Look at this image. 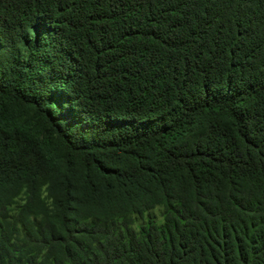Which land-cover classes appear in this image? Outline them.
<instances>
[{
	"label": "trees",
	"instance_id": "obj_1",
	"mask_svg": "<svg viewBox=\"0 0 264 264\" xmlns=\"http://www.w3.org/2000/svg\"><path fill=\"white\" fill-rule=\"evenodd\" d=\"M0 264H264V0H0Z\"/></svg>",
	"mask_w": 264,
	"mask_h": 264
},
{
	"label": "rangeland",
	"instance_id": "obj_2",
	"mask_svg": "<svg viewBox=\"0 0 264 264\" xmlns=\"http://www.w3.org/2000/svg\"><path fill=\"white\" fill-rule=\"evenodd\" d=\"M19 122L23 128H28L34 126L37 123V120L34 119L30 111H27V112H23ZM163 213L164 210L160 207H157L155 210L152 211V214L156 218L158 223H161L163 221ZM140 223L141 222L139 221L138 224Z\"/></svg>",
	"mask_w": 264,
	"mask_h": 264
}]
</instances>
